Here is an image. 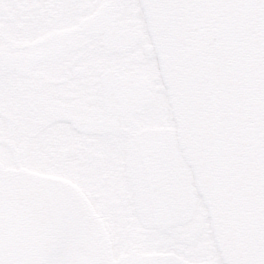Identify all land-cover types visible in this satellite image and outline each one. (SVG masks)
Segmentation results:
<instances>
[{
	"label": "flooded vegetation",
	"instance_id": "af4514ba",
	"mask_svg": "<svg viewBox=\"0 0 264 264\" xmlns=\"http://www.w3.org/2000/svg\"><path fill=\"white\" fill-rule=\"evenodd\" d=\"M164 85L141 0H0V163L72 182L107 232L139 219L131 252L156 230L150 253L204 264L218 252Z\"/></svg>",
	"mask_w": 264,
	"mask_h": 264
},
{
	"label": "water",
	"instance_id": "95a60500",
	"mask_svg": "<svg viewBox=\"0 0 264 264\" xmlns=\"http://www.w3.org/2000/svg\"><path fill=\"white\" fill-rule=\"evenodd\" d=\"M178 138L224 264H264V0H141ZM0 264L115 260L101 219L61 178L0 164Z\"/></svg>",
	"mask_w": 264,
	"mask_h": 264
},
{
	"label": "rangeland",
	"instance_id": "374dc122",
	"mask_svg": "<svg viewBox=\"0 0 264 264\" xmlns=\"http://www.w3.org/2000/svg\"><path fill=\"white\" fill-rule=\"evenodd\" d=\"M40 170H42V172H51L49 166H46L45 168H42ZM81 185L89 192H94L99 189L102 190V188L99 186V182L88 185L85 181H82ZM107 227L112 243V253L114 254L115 258L126 255L131 251H139V249L142 248V244L135 243L132 240V236L135 234L136 230L143 228L139 219L134 218V220L132 221V225L128 220L121 221L119 219H115L109 222V225H107ZM152 232L153 233L150 232V234L147 236L148 239L146 241V244L143 246V252L145 253H150L155 248V246H157L156 240H159L162 237L161 234L156 230H152ZM206 233L208 232L204 231L202 236L198 240H196L194 247L198 244L202 246L205 243L212 244V240L209 237H206ZM198 253L200 254L199 261H202L204 264H222L219 256L215 252L211 251V249L206 250L204 248L203 250L202 248V250H198Z\"/></svg>",
	"mask_w": 264,
	"mask_h": 264
}]
</instances>
